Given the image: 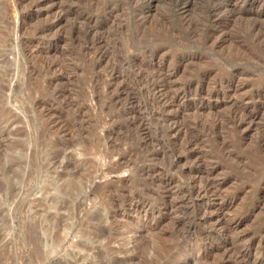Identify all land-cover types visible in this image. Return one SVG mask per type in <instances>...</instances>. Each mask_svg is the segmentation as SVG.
Instances as JSON below:
<instances>
[{"label":"rangeland","instance_id":"374dc122","mask_svg":"<svg viewBox=\"0 0 264 264\" xmlns=\"http://www.w3.org/2000/svg\"><path fill=\"white\" fill-rule=\"evenodd\" d=\"M0 264H264V0H0Z\"/></svg>","mask_w":264,"mask_h":264},{"label":"bare ground","instance_id":"6f19581e","mask_svg":"<svg viewBox=\"0 0 264 264\" xmlns=\"http://www.w3.org/2000/svg\"><path fill=\"white\" fill-rule=\"evenodd\" d=\"M216 9H217V8H216ZM220 12H221V11H220ZM217 15H218V14H217ZM168 131H169V129H168ZM205 191H206V190H205ZM205 191H204V190L201 191V192H202V195H201L202 197L205 196V193H206ZM202 205H203V204H202ZM205 207H206V205H205Z\"/></svg>","mask_w":264,"mask_h":264}]
</instances>
